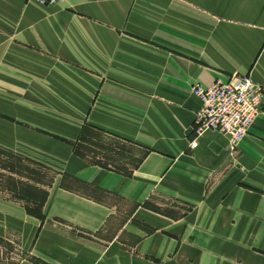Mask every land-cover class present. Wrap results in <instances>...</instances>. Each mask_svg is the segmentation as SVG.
<instances>
[{
  "label": "crops",
  "instance_id": "crops-1",
  "mask_svg": "<svg viewBox=\"0 0 264 264\" xmlns=\"http://www.w3.org/2000/svg\"><path fill=\"white\" fill-rule=\"evenodd\" d=\"M248 75L264 0H0V146L56 173L44 221L0 201V238L26 264H264V99L236 149L194 132L192 87Z\"/></svg>",
  "mask_w": 264,
  "mask_h": 264
},
{
  "label": "built area",
  "instance_id": "built-area-1",
  "mask_svg": "<svg viewBox=\"0 0 264 264\" xmlns=\"http://www.w3.org/2000/svg\"><path fill=\"white\" fill-rule=\"evenodd\" d=\"M31 1L50 6L62 0ZM192 94L202 105L195 119L197 138L209 131L221 133L230 139L233 149L250 133L264 99V89L250 75L225 83L217 81L209 88L194 85ZM192 147H197V143L192 142Z\"/></svg>",
  "mask_w": 264,
  "mask_h": 264
},
{
  "label": "trees",
  "instance_id": "trees-1",
  "mask_svg": "<svg viewBox=\"0 0 264 264\" xmlns=\"http://www.w3.org/2000/svg\"><path fill=\"white\" fill-rule=\"evenodd\" d=\"M93 132L84 129L75 146L77 154L82 155L78 152L77 147L79 148L80 143L85 140L84 138L90 137ZM94 135L99 137H95V139L100 143L101 136ZM55 176L56 173L51 168L11 150L0 148V190L11 195L14 201L22 203L27 214L40 221L45 220L44 208L48 201L49 188ZM46 178L51 181L45 182Z\"/></svg>",
  "mask_w": 264,
  "mask_h": 264
},
{
  "label": "rangeland",
  "instance_id": "rangeland-1",
  "mask_svg": "<svg viewBox=\"0 0 264 264\" xmlns=\"http://www.w3.org/2000/svg\"><path fill=\"white\" fill-rule=\"evenodd\" d=\"M4 121L5 118L3 116H0V123H2L3 126H0V130L4 129ZM2 134H4V131H2ZM96 133L93 132V134L90 137H85L84 141L80 143V147H77V150L79 153H81L82 155L85 156H90L92 152H98L100 153L99 149H97L96 144L98 145V140L95 139V137L97 138V135H94ZM99 138V137H98ZM100 145V144H99ZM95 146V147H94ZM0 148H5L3 146H0ZM7 149V148H5ZM9 150V149H8ZM106 155H109L108 152H105ZM96 155H91V158L95 159ZM117 158V157H114ZM126 163V162H125ZM128 163V161H127ZM131 164V163H130ZM133 164V163H132ZM131 164V165H132ZM121 166V164H120ZM124 166V165H123ZM26 181V180H24ZM51 180L49 178H46L45 182H50ZM69 184H71L72 187L77 188L81 191H83L86 194L89 195H94L95 197L101 198V199H105V201H111L115 204H120L119 200H117L114 197L108 198L105 194L98 192L95 189L90 188L89 186H86L82 183H71L69 180H67ZM67 183V184H68ZM12 196L9 194H6L5 192H2V190H0V201H5V202H9L13 205H18V206H22L23 204L17 201H14L13 198H11ZM13 200V201H12ZM34 243V240L32 242V245ZM31 245L28 244V247ZM29 248H21L20 246L17 245H13L11 243H9L8 241L3 240L2 238H0V264H26L28 263V261H35V257L31 255L30 252H28Z\"/></svg>",
  "mask_w": 264,
  "mask_h": 264
}]
</instances>
